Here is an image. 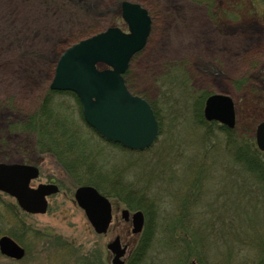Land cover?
Returning <instances> with one entry per match:
<instances>
[{"label": "rangeland", "instance_id": "obj_1", "mask_svg": "<svg viewBox=\"0 0 264 264\" xmlns=\"http://www.w3.org/2000/svg\"><path fill=\"white\" fill-rule=\"evenodd\" d=\"M121 1L0 0V162L36 161L39 175L30 184L53 179L59 187V193L48 198L44 214L25 213L13 197L0 192V235L14 236L26 250L19 260L0 254V264H110L106 244L115 235L130 248L136 243L129 224L120 218L125 205L113 197L117 218L107 233L96 234L73 198L82 182L49 151L41 152L36 130L20 129L39 109L64 48L109 26L127 30L120 17ZM127 1L141 4L152 17L146 45L129 63L127 81L157 115L160 130L154 144L140 152L122 150L84 125L74 96L54 95L53 105L95 143L105 169L118 168L130 181L150 179L149 187L157 186V191L148 189L158 207L145 218L153 239L144 245V264H185L186 259V264H202L192 254L193 243H200L194 234L198 228L202 233L206 228L207 238L214 240L213 246L203 242L209 244L202 252L211 264L221 260L224 249L217 246L223 244L219 223L230 222L240 210L238 177L232 162L220 154L222 133L216 125L210 135L204 132L198 109L208 94L227 93L235 101L238 119L247 124L264 119V2ZM248 79L255 89L246 86ZM188 193L197 198V206L191 202L185 208L191 219L180 224L181 201ZM171 239L183 246L182 252L170 247Z\"/></svg>", "mask_w": 264, "mask_h": 264}, {"label": "water", "instance_id": "obj_2", "mask_svg": "<svg viewBox=\"0 0 264 264\" xmlns=\"http://www.w3.org/2000/svg\"><path fill=\"white\" fill-rule=\"evenodd\" d=\"M120 7L128 32L112 26L67 46L57 59L49 87L73 91L85 122L105 139L130 149H143L155 139L158 123L148 102L127 90L122 74L130 58L144 46L150 18L138 3L123 0ZM100 63L108 68L99 69ZM203 116L232 128L235 112L231 97L223 93L209 95ZM255 140L264 150V120L256 127ZM37 175L38 168L31 164L0 163V190L15 197L23 210L43 213L47 207L45 196L58 188L49 183L31 187L29 182ZM74 199L95 232H105L111 219L108 198L86 184L75 189ZM121 214L128 219L127 209ZM130 216L131 231L136 233L142 227V212L136 210ZM107 248L114 254L112 264H121L125 246H121L119 237L108 242ZM0 253L20 259L24 249L8 235H1Z\"/></svg>", "mask_w": 264, "mask_h": 264}, {"label": "trees", "instance_id": "obj_3", "mask_svg": "<svg viewBox=\"0 0 264 264\" xmlns=\"http://www.w3.org/2000/svg\"><path fill=\"white\" fill-rule=\"evenodd\" d=\"M203 1L209 2L213 0ZM246 82V86H253L254 89L257 86L251 83L250 80H246ZM125 83L128 86L126 79ZM65 93L74 96L77 104H79L76 95L72 92H58L47 89L39 109L34 114L32 113L33 115L26 117L28 123H24L20 129L25 130L30 128L31 130H36L37 135L41 139L39 141L42 144L40 148L41 152L49 151L76 177L78 183L92 184L104 194L123 202L126 207L141 209L148 220L152 210L154 211L158 207V203H155L157 198L148 189L157 191V186L153 185L150 188V179H144L141 183L130 181V179L124 178L123 173L118 168L108 170L102 166L97 159L99 149L95 147V143H92L90 138L83 133L73 118V120L70 119L65 112L57 110L53 105L54 95ZM139 95L142 94L139 93ZM201 103L203 104V101ZM202 104L198 109L200 115L198 123L208 135L211 134L212 125H216L218 131L222 133V151L220 154L224 159L232 162L236 171V177H238V179L236 178L237 183L235 186V193L238 198L236 204L238 208L240 207L239 211L238 209L234 211L231 219H229L231 220L230 222L219 223L221 227L220 236L223 238L220 241L223 244L217 246L218 249L220 247L224 249L220 257H218L221 260L212 263L264 264V231H259L261 226L264 227V151L257 148L253 138L254 129L258 122L254 124L249 123V125L244 120L238 119L237 116L236 126L233 129H228L215 122H205L201 116ZM78 107L80 120L83 121L80 105ZM89 129L93 131L91 128ZM46 145L51 147H46ZM113 145L119 147L118 144ZM153 184L156 183L153 182ZM192 189L193 187L189 190L192 191ZM148 197H151L150 204L145 202V200H148ZM191 202V207L197 206L195 203L197 202V198L192 193H188L181 201L180 207H182V211L178 215L180 217L177 219L178 223L183 224L185 218H188L190 221L192 213H188L187 210L185 211V208L190 207ZM226 216L229 215H224L223 218ZM236 217H239L240 220L236 221ZM231 222H234V224L231 225ZM235 222H238V226ZM242 226H245L246 229H243ZM206 230L205 228L202 233L201 228H198L194 232L198 239L197 241L200 243L198 245L193 243L192 245V248L195 249L192 254H195L203 264H209V262L206 259L207 253L202 252V249L209 245L207 244L208 242L211 246L215 245L211 243L214 240L207 238ZM171 231L175 233V229ZM213 233L210 229V234L213 235ZM218 233L219 231L216 234ZM152 239L153 233L150 232L147 225L139 242L147 244ZM203 242L207 243L204 244ZM225 242H229V245H226ZM58 243L59 245L61 244V242ZM197 247L201 248L200 252L196 251ZM133 254L138 256L142 255L143 252L140 247H137Z\"/></svg>", "mask_w": 264, "mask_h": 264}, {"label": "flooded vegetation", "instance_id": "obj_4", "mask_svg": "<svg viewBox=\"0 0 264 264\" xmlns=\"http://www.w3.org/2000/svg\"><path fill=\"white\" fill-rule=\"evenodd\" d=\"M49 182H54V180L53 179H49ZM113 212V220L114 219H116L117 218V215L116 214H114V211H115V208L113 207V210H112ZM127 223H128V221H126ZM141 244L143 245V242H141ZM136 245V244H135ZM135 245L133 246V247H129V246H127V253H126V255L123 257V264H131L132 263V261H134V262H136V263H138V264H141L142 262H143V260L144 259H146V258H148L147 257V255L146 256H143L142 258V260H140L141 259V257L140 256H135L132 252H134L136 249L134 248L135 247Z\"/></svg>", "mask_w": 264, "mask_h": 264}]
</instances>
